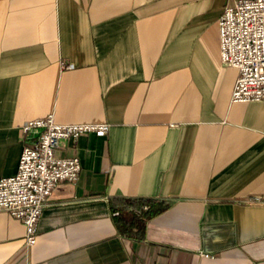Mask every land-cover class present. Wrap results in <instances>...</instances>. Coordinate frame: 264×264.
Instances as JSON below:
<instances>
[{
    "label": "crops",
    "instance_id": "0c3cea01",
    "mask_svg": "<svg viewBox=\"0 0 264 264\" xmlns=\"http://www.w3.org/2000/svg\"><path fill=\"white\" fill-rule=\"evenodd\" d=\"M234 1L0 0V177L28 119L109 123L61 141L81 169L34 244L0 211V264H264V99L232 101L219 55ZM127 198L167 207L136 227Z\"/></svg>",
    "mask_w": 264,
    "mask_h": 264
},
{
    "label": "built area",
    "instance_id": "2783aa9c",
    "mask_svg": "<svg viewBox=\"0 0 264 264\" xmlns=\"http://www.w3.org/2000/svg\"><path fill=\"white\" fill-rule=\"evenodd\" d=\"M217 24L220 60L238 70L230 99H264V0L226 5ZM108 129L105 121L57 122L53 112L22 124L24 145L16 172L0 177V211L23 223L27 244L36 241V223L55 184L75 181L81 169L78 155H56L61 141L75 142L81 134H105Z\"/></svg>",
    "mask_w": 264,
    "mask_h": 264
},
{
    "label": "trees",
    "instance_id": "16d2710c",
    "mask_svg": "<svg viewBox=\"0 0 264 264\" xmlns=\"http://www.w3.org/2000/svg\"><path fill=\"white\" fill-rule=\"evenodd\" d=\"M126 204L130 205L131 211L133 213V217H130V219L133 218L132 223H134L135 220V226L138 227L140 226L143 222H145L148 218L152 217L153 215L163 211L167 207V203L164 202L163 200H152V199H130L127 198L125 199ZM134 209H137L138 211L135 212ZM116 214L120 215V210L116 208ZM137 220V221H136ZM118 227L120 230L126 232L127 230H130L129 232L132 231V226H126V223L121 222L118 223Z\"/></svg>",
    "mask_w": 264,
    "mask_h": 264
}]
</instances>
